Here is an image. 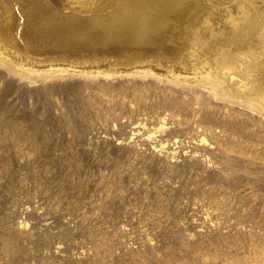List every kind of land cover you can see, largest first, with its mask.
I'll return each instance as SVG.
<instances>
[{
    "label": "rangeland",
    "instance_id": "rangeland-1",
    "mask_svg": "<svg viewBox=\"0 0 264 264\" xmlns=\"http://www.w3.org/2000/svg\"><path fill=\"white\" fill-rule=\"evenodd\" d=\"M122 3L0 0L3 55L30 72L82 66L23 76L0 62V264H264V111L217 97L192 69L195 54L219 64L264 0L160 3L144 45L41 30Z\"/></svg>",
    "mask_w": 264,
    "mask_h": 264
},
{
    "label": "bare ground",
    "instance_id": "bare-ground-1",
    "mask_svg": "<svg viewBox=\"0 0 264 264\" xmlns=\"http://www.w3.org/2000/svg\"><path fill=\"white\" fill-rule=\"evenodd\" d=\"M159 1L123 0L122 9L104 19L53 16V21L49 25L50 29L41 30L48 31L50 35H56L58 41L66 44L74 42L85 46L90 44L107 46L122 42V44L144 45L150 39H154L158 33L152 21L158 16L160 3L163 7L164 4L168 5L176 0ZM251 9V12L244 15L247 17L244 24L233 26V33L229 35L232 46L221 48L220 56H218L220 63L214 65L213 62H206V59L199 60L195 54V64L192 69L195 74L203 78V82L217 97L242 105H256L264 111V17L259 19L264 5L257 3ZM254 28L258 31L255 37H251ZM240 31H245V35L234 34ZM23 39L32 42V45L36 44L32 28L29 27L26 30ZM12 51L5 49L4 55L0 51V62L23 76H29L31 73L41 76L51 73L63 75L81 71L82 66L76 68L71 63H67L59 66L47 65L30 72L22 67V57L16 56ZM129 68L113 69V73L104 72V74L116 75L118 72H128ZM82 70L89 73L91 69L82 68ZM91 74H95V71H91ZM162 77L165 76L162 74Z\"/></svg>",
    "mask_w": 264,
    "mask_h": 264
}]
</instances>
